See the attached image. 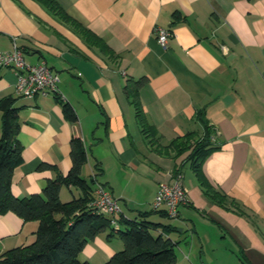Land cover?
I'll return each mask as SVG.
<instances>
[{
	"label": "crops",
	"instance_id": "obj_1",
	"mask_svg": "<svg viewBox=\"0 0 264 264\" xmlns=\"http://www.w3.org/2000/svg\"><path fill=\"white\" fill-rule=\"evenodd\" d=\"M55 1L78 27L38 0H0V51L11 50L14 40L27 63L45 61L64 96H19L14 71L0 68V98L12 95L19 108L23 161L13 171L12 194L40 192L47 179L67 173L75 132L87 155L81 175L89 180L95 174L94 191L101 183L117 198L115 219L151 210L158 185L171 180L184 155L151 147L140 130L123 86L128 78L146 76L139 99L157 143L162 147L188 131L199 132L195 116L204 108L219 148L204 160L202 172L257 220L252 224L210 201L190 163H183L186 201L177 216H150L175 228L174 264H211L230 255L264 264V0ZM156 26L171 32L165 48ZM83 28L101 41H88ZM63 102L72 106L75 123L65 117ZM42 162L54 167L40 169ZM37 227L36 220L0 213V257L30 243ZM110 230L88 241L79 260L100 264L120 250L123 243L117 235L108 237Z\"/></svg>",
	"mask_w": 264,
	"mask_h": 264
},
{
	"label": "trees",
	"instance_id": "obj_2",
	"mask_svg": "<svg viewBox=\"0 0 264 264\" xmlns=\"http://www.w3.org/2000/svg\"><path fill=\"white\" fill-rule=\"evenodd\" d=\"M38 1L51 13L78 27V23L55 0ZM82 32L88 41H101L85 28ZM103 47V52H107V46L103 44ZM146 82V76L128 78L123 91L134 106L136 121L148 144L162 148L166 154L170 152L176 158L184 155L182 162L172 169V175L180 173L182 164L189 162L204 195L210 201L245 216L255 224L257 220L254 214L232 196L214 188L202 172L204 160L219 148V144L210 139V133L214 129L206 118L204 108L197 109L195 116L202 126L200 137L193 140L196 131H188L161 147L139 99V90ZM14 103L15 98L12 95L0 98V213L11 211L23 220H36L38 227L30 243L5 251L0 257V264H91L88 261H80L78 256L86 243L107 227L111 228L108 237L117 235L123 247L100 264H174L177 241H174L170 234L175 228L150 218L158 211L167 215L165 209L140 211L135 218L120 216L116 222L121 224V227L116 229L110 225V216L94 209L91 202L95 197V174L89 180L81 175V167L87 161V155L81 136L75 132L70 139L71 166L67 173H57L55 178L47 179L40 192L24 197L12 194V174L23 161L21 145L17 139L20 130L19 108ZM62 109L65 117L75 123L77 118L72 106L63 102ZM53 167L45 162L39 165L40 169ZM94 169L98 170L97 165ZM62 186L76 187L80 190V195L62 201L59 197Z\"/></svg>",
	"mask_w": 264,
	"mask_h": 264
},
{
	"label": "built area",
	"instance_id": "obj_3",
	"mask_svg": "<svg viewBox=\"0 0 264 264\" xmlns=\"http://www.w3.org/2000/svg\"><path fill=\"white\" fill-rule=\"evenodd\" d=\"M154 33L158 43L162 47L167 46L168 38L171 36L169 29L156 26ZM0 68H10L16 75L15 91L22 97H33L35 95L54 94L64 100V96L58 88L59 77L52 72L45 61L35 64L27 63L23 51L13 40L12 49L0 51ZM94 199L91 205L102 214L112 218V224L116 225L115 215L120 212L117 198L109 189L98 183L94 191ZM186 201V190L182 185L180 173L171 174L169 182H161L155 193L151 206L154 209L164 208L169 217H176L179 206Z\"/></svg>",
	"mask_w": 264,
	"mask_h": 264
},
{
	"label": "rangeland",
	"instance_id": "obj_4",
	"mask_svg": "<svg viewBox=\"0 0 264 264\" xmlns=\"http://www.w3.org/2000/svg\"><path fill=\"white\" fill-rule=\"evenodd\" d=\"M214 130L210 133V139L214 136ZM202 135V129L199 132H195V135L193 137V140H195V138L200 137ZM184 170H187V172H191L189 169V165L186 164V166H184ZM77 196V191L76 188L73 187L71 189H68L66 186H63L61 188V193H60V197L62 199V201H68L70 200L72 197ZM235 255H230L227 260L223 259L220 260L216 263H211V264H246L245 261L243 262L241 259L237 257H234ZM242 256V255H241ZM243 257V256H242Z\"/></svg>",
	"mask_w": 264,
	"mask_h": 264
}]
</instances>
